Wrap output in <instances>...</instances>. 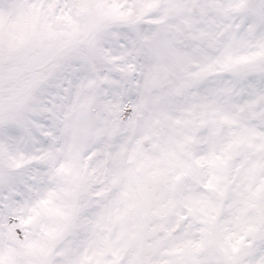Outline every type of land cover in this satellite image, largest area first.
I'll use <instances>...</instances> for the list:
<instances>
[{
	"label": "snow or ice",
	"instance_id": "snow-or-ice-1",
	"mask_svg": "<svg viewBox=\"0 0 264 264\" xmlns=\"http://www.w3.org/2000/svg\"><path fill=\"white\" fill-rule=\"evenodd\" d=\"M0 264H264V0H0Z\"/></svg>",
	"mask_w": 264,
	"mask_h": 264
}]
</instances>
